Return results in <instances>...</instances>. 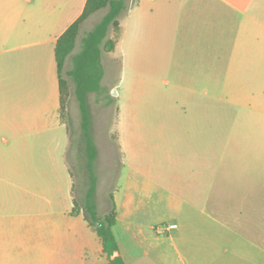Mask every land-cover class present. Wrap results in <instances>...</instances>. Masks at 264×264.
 Wrapping results in <instances>:
<instances>
[{"label": "rangeland", "instance_id": "1", "mask_svg": "<svg viewBox=\"0 0 264 264\" xmlns=\"http://www.w3.org/2000/svg\"><path fill=\"white\" fill-rule=\"evenodd\" d=\"M131 2L126 0L121 30L110 28L108 32V38L115 42V50L102 54L105 92L88 96L91 132L98 149L95 201L98 215L103 217L110 210L109 197L115 191L120 195V202L126 204L128 199L124 196L129 184L139 189L147 182L151 198H135L134 206L138 210L134 214H128L126 207L116 208L113 234L129 264H143L157 253L159 244L153 236L160 226L164 233L158 234L164 240L162 247L177 261L174 246L167 239L175 232L167 233L165 228L174 221L179 225L177 233H181L180 244H183L179 251L184 258L189 253L187 243L203 232L191 228V222L196 221L190 197L192 175L197 173L201 178L208 174L214 181L215 205L220 206L221 202L230 205L231 197L236 207L240 180L264 177V86L248 84L239 89L238 85H232L228 89L230 99L224 94L222 82L230 56L226 49L232 47L231 32L238 28L240 18L236 11L217 2L218 5L207 11L203 0H158L163 5L160 13L157 11L160 7H153L150 0L142 2L139 10L134 5V16L145 12V19L149 20L145 29L135 31L134 18H128ZM138 2L133 0L134 4ZM105 12L99 11L85 21L74 54L80 49L81 39ZM44 38L46 35L40 33L39 39ZM51 60L52 49L42 56L39 68L49 72ZM206 63L209 64L208 78L196 80L194 66ZM70 64L68 59L62 71L67 85L63 86L61 99L62 119L70 128L72 145L67 149L65 144L56 147L55 157L62 158H56V164L59 161L61 165H56L55 173L56 178L64 177L62 160L66 149L74 180V199L79 205L87 189V178L85 165H77L84 157L79 150L81 130L74 86L65 74ZM111 88L115 95L110 92ZM206 89L208 97L203 98L200 94ZM5 111L7 106L0 101V115ZM117 133L123 155L117 144ZM56 134L58 139L62 137L61 132ZM223 185L236 187L229 194ZM56 189L60 188L56 185ZM165 192L181 195L184 204L180 213L171 210L162 213L153 204ZM140 200L150 201L153 206L143 211L137 204ZM214 217L221 220L217 215ZM145 253L151 255L149 259L143 256ZM7 264L18 263L10 260Z\"/></svg>", "mask_w": 264, "mask_h": 264}, {"label": "crops", "instance_id": "2", "mask_svg": "<svg viewBox=\"0 0 264 264\" xmlns=\"http://www.w3.org/2000/svg\"><path fill=\"white\" fill-rule=\"evenodd\" d=\"M86 1L0 0V101L7 106V111L0 115V264L10 260L18 264H105L99 238L88 227L84 216L72 215L74 180L66 160V149L72 145V137L68 123L62 119L54 55L57 40L82 14ZM148 1L127 3L130 7L128 18H134L132 28L135 31L145 29L149 20L145 19V12L135 17L134 7L139 10V5ZM151 1L162 13V3ZM215 2L240 15L238 28L231 32L232 47L226 49L230 56L222 82L224 94L230 99L228 89L232 85H238L239 89L248 84L264 86V0H203L202 5L209 11L218 5ZM40 33L46 38L40 40ZM40 47H43L42 53ZM50 49L53 51L51 68L44 72L39 68V61ZM208 69V63L196 64L193 76L196 80L207 79ZM207 91L203 90L200 95L207 98ZM77 115L80 128V115ZM56 131L62 133L61 138L58 139ZM118 136L117 133V144L123 155ZM62 144L66 146L62 160L65 174L59 179L55 169L61 162L56 164V158L62 156L55 157V152ZM82 164L85 165L84 158L82 163L77 162L78 167ZM83 170L85 173V167ZM191 180V208L196 216L191 228L203 231L201 236L187 243L189 253H185L187 258H184L179 251L182 244L181 233H177L179 225L174 221L176 228L165 232H175L167 237L178 255L175 261L162 247L164 240L159 235L164 233L160 226L158 229L155 226L153 238L159 244L158 250L143 264H264V177L240 180L237 207L231 203L230 196V205L222 202L220 206L215 205L212 198L215 184L208 174L200 178L196 173ZM56 185L60 189H56ZM134 187L133 184L127 187L126 204L120 202L118 191L114 192L117 209L126 207L128 214H134L138 210L134 206L135 198H151L147 182L139 189ZM223 187L230 194L231 188L236 186ZM180 197V194L165 192L153 204L162 213L170 210L180 213L184 204ZM137 204L143 211L153 206L146 200ZM216 215L221 220L216 219ZM118 248L117 254L129 264L119 244ZM143 256L149 259L151 255L145 253Z\"/></svg>", "mask_w": 264, "mask_h": 264}, {"label": "trees", "instance_id": "3", "mask_svg": "<svg viewBox=\"0 0 264 264\" xmlns=\"http://www.w3.org/2000/svg\"><path fill=\"white\" fill-rule=\"evenodd\" d=\"M125 9L126 0H87L82 14L59 37L54 49L61 98L63 86L67 85V80L62 78V71L68 59L71 62L70 69L66 70L65 74L74 86L73 96L77 102L80 115L81 154L84 157L87 178L85 195L79 205L74 199L72 215L83 214L88 227L101 242L102 257L105 258V264H125V262L117 254L119 248L113 234V228L116 225V207L113 195L109 197L110 210L103 217H100L97 211L95 162L98 150L91 132L88 96L89 94L101 95L105 92V88L102 86L104 78L102 54L103 52L111 53L114 51L115 42L108 38V32L110 28L119 30L120 18ZM101 10H105V14L81 39L79 51L73 54L82 24L91 15ZM77 207H79V211L76 210Z\"/></svg>", "mask_w": 264, "mask_h": 264}, {"label": "built area", "instance_id": "4", "mask_svg": "<svg viewBox=\"0 0 264 264\" xmlns=\"http://www.w3.org/2000/svg\"><path fill=\"white\" fill-rule=\"evenodd\" d=\"M176 228V225L174 223L169 224L166 228L165 231H171Z\"/></svg>", "mask_w": 264, "mask_h": 264}, {"label": "water", "instance_id": "5", "mask_svg": "<svg viewBox=\"0 0 264 264\" xmlns=\"http://www.w3.org/2000/svg\"><path fill=\"white\" fill-rule=\"evenodd\" d=\"M116 93L113 91V95H115Z\"/></svg>", "mask_w": 264, "mask_h": 264}]
</instances>
